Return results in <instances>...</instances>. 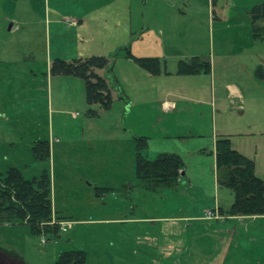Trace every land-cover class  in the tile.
<instances>
[{"label": "rangeland", "instance_id": "374dc122", "mask_svg": "<svg viewBox=\"0 0 264 264\" xmlns=\"http://www.w3.org/2000/svg\"><path fill=\"white\" fill-rule=\"evenodd\" d=\"M111 1L0 0V173L15 167L30 179L46 168L52 213L40 226L54 229L33 236L26 219L0 222V264H54L71 250L84 252L86 264H264V216L207 215L217 206L228 212L233 201L216 183L214 137L230 135L264 181V39L252 41L249 13L264 0H218L205 50L209 74L178 75L179 62L161 61L158 76L125 57L127 20L119 13L125 3ZM194 8L208 15L205 4ZM77 11L87 17L73 27ZM132 21L138 23L136 14ZM93 56L108 59L96 72L113 99L95 117L81 80L50 74L54 59ZM166 92L178 108L162 115L155 103ZM142 136L147 159L163 153L182 159L183 185L181 178L176 189L141 188L135 139ZM39 141L49 145L44 164L32 154ZM94 188L106 191L99 196ZM124 214L150 221L107 222ZM176 216L183 222L169 221ZM176 227L178 234L162 235ZM178 239L185 244L180 252L171 243Z\"/></svg>", "mask_w": 264, "mask_h": 264}, {"label": "trees", "instance_id": "16d2710c", "mask_svg": "<svg viewBox=\"0 0 264 264\" xmlns=\"http://www.w3.org/2000/svg\"><path fill=\"white\" fill-rule=\"evenodd\" d=\"M249 13L252 40H263L264 26L260 24L264 23V2L253 6ZM129 57L150 75H160L161 67L157 59ZM107 65L108 59L103 56L69 62L54 59L50 74L81 80L87 106L96 105L106 111L113 102L111 88L106 79L96 71L105 69ZM210 68L209 63L194 57L188 63L180 61L177 74H209ZM88 115L95 117L98 114L89 109ZM214 148L217 185L229 189L233 195L229 211L224 213L219 209L218 213L229 217L264 216V181L255 175L254 162L235 150L228 137L219 136ZM145 151V138L135 139V175L140 185L150 190L175 188L182 178V159L177 155L163 153L149 160L144 155ZM32 154L36 162L44 164L49 157L48 142H36L32 147ZM96 190L99 196L106 191ZM51 213L50 178L46 168L41 169L38 177L30 179L25 178L15 167L0 173V222L21 223L26 219V226L33 236L43 233L52 235L54 229L40 226L50 221ZM54 264H86V254L76 250L65 251L57 256Z\"/></svg>", "mask_w": 264, "mask_h": 264}, {"label": "crops", "instance_id": "0c3cea01", "mask_svg": "<svg viewBox=\"0 0 264 264\" xmlns=\"http://www.w3.org/2000/svg\"><path fill=\"white\" fill-rule=\"evenodd\" d=\"M86 1L87 0H79L80 3H85ZM111 2L115 3V0H112ZM124 3H125L124 10L119 13L120 15L121 13H123L124 17L127 20V25L125 26V30L127 33L129 45H127V47H125L124 50H125V57L128 60H131L129 56H133L135 58H155L160 63L161 61H165L166 63L167 61L180 62L183 61L182 60L183 58H185V60L187 61L188 59L196 57L199 58L201 61L209 63L211 67L209 57L205 50L206 47L211 48L212 39H213L212 34H214L212 32L213 23H214L213 12L216 9L218 0H124ZM200 3L206 5V7L208 8V15L205 13H200L201 15L200 14L198 15V12L195 11L194 5L197 4V6H199ZM135 14L139 19L136 25H134V22L132 21V18ZM86 17L87 16L82 14V12L77 11L76 17L72 21L73 27H78L79 25H81V23ZM205 18L207 20V23L205 22L203 23V19ZM246 41L249 43L247 39ZM201 45H203V48H201ZM226 87L230 89L231 95L237 94L238 96H241L238 89H236L234 86H226ZM169 95L170 93L166 92L163 95V97H161V99L158 100L156 98L155 106H157L158 109V110L156 109V112H159L162 115H166L176 111V109L178 108V103L175 100L170 101L169 98H167ZM226 97L227 98L229 97L228 92L226 93ZM178 98L183 99L184 97H178ZM126 102L127 99L126 97H124L123 103L125 104ZM89 109H92V107H89ZM96 111L98 113L97 116H99L100 113L102 112V110H100L99 107H97ZM194 134L191 137H193ZM220 136L228 137L230 139V135L222 134ZM142 137L145 138V136ZM181 137L182 135H178V138ZM218 137L216 136L213 139V150L215 149L214 148L215 141ZM49 144L51 147L50 136H49ZM231 144L235 150H237L239 153L244 155L242 151L235 148L232 142ZM146 151H147V147H146ZM214 170H215V156H214ZM183 175H184V171L183 174H181L182 180L181 182H179L180 184L183 182ZM215 179H216V171H215ZM176 187L173 189H176ZM141 188L148 191L150 190L142 186ZM96 189H103V188H94L95 193H97ZM180 208L178 207V211L180 210ZM218 209L219 207L217 206L216 210ZM52 210H53V206H52ZM63 217L66 218L67 216H63ZM171 218L172 219H170L169 221L183 222L182 219H180L177 216ZM191 218L192 217H185L183 220L188 221L191 220ZM75 219L76 221L81 222L79 223V225L87 224L85 220L78 219L77 217ZM141 221L148 222L150 220L146 221L145 219H134L133 217L130 216L128 217L126 214H124L119 218H113L111 221H107V222L110 224H115L117 226L119 225L121 227H124L128 224L131 223L134 224ZM102 222L107 223L106 221H102ZM178 231L179 229H177L176 227L175 230L171 229L170 231H165L161 233L162 235H164L166 233H177ZM127 235L129 238L131 237L130 234ZM134 236H135L134 239L136 240L138 236L137 233ZM174 236L175 235L173 234L172 237ZM171 243L172 246H174L176 252L182 251L185 245L184 239H178L176 242L172 240Z\"/></svg>", "mask_w": 264, "mask_h": 264}, {"label": "built area", "instance_id": "2783aa9c", "mask_svg": "<svg viewBox=\"0 0 264 264\" xmlns=\"http://www.w3.org/2000/svg\"><path fill=\"white\" fill-rule=\"evenodd\" d=\"M207 215L216 219V218H218L219 214H218L217 210H213V211H208Z\"/></svg>", "mask_w": 264, "mask_h": 264}]
</instances>
